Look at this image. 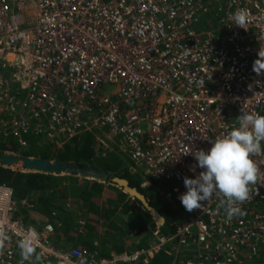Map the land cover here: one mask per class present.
Listing matches in <instances>:
<instances>
[{"label":"built area","instance_id":"obj_1","mask_svg":"<svg viewBox=\"0 0 264 264\" xmlns=\"http://www.w3.org/2000/svg\"><path fill=\"white\" fill-rule=\"evenodd\" d=\"M241 8L245 29L231 20ZM258 49L264 0H0V136L61 147L91 134L141 188L171 183L159 195L183 216L170 233L153 219L145 249L96 259L55 246L53 227L0 184V264H150L159 251L171 264L252 261L264 246V152L253 157L249 198L235 205L242 214L227 217L218 192L191 212L178 197L201 171L191 154L237 127L241 111L264 115ZM33 233L25 260L18 242Z\"/></svg>","mask_w":264,"mask_h":264},{"label":"trees","instance_id":"obj_2","mask_svg":"<svg viewBox=\"0 0 264 264\" xmlns=\"http://www.w3.org/2000/svg\"><path fill=\"white\" fill-rule=\"evenodd\" d=\"M4 153L88 165L107 172V180H92L66 173L23 172L18 167L0 164V184L10 186L16 198L26 200L31 211L53 227L51 241L61 250L78 249L101 259L110 258L114 253L145 249L152 244V215L139 200L113 184L112 179L116 177L127 180L130 187L145 197L149 206L160 211L162 230L166 233L172 232L174 225L183 219L155 189L167 187L162 188L154 181V187L141 188L140 177L128 170L124 159L115 152L96 150V140L91 134L74 137L61 147L55 141L34 135L27 139L26 146L18 145L9 136H0V156ZM191 256L189 252L187 257ZM171 261L168 254L159 251L150 264H171ZM246 264H264V246L258 256Z\"/></svg>","mask_w":264,"mask_h":264},{"label":"clouds","instance_id":"obj_3","mask_svg":"<svg viewBox=\"0 0 264 264\" xmlns=\"http://www.w3.org/2000/svg\"><path fill=\"white\" fill-rule=\"evenodd\" d=\"M248 17V10L243 8L231 14L233 25L242 29H245ZM252 71L264 75V50L258 49ZM208 142L207 150L199 149L191 154L196 161L195 168L201 171L195 178H183L186 191L178 197L181 205L191 212L218 192L224 197L227 217L240 215L241 209L235 205L249 198L250 185L257 181L259 174L253 157L264 152V115L241 111L237 127ZM195 168L190 170L195 172ZM5 239V234L0 232V243ZM18 247L22 258L29 259L36 251L35 234L20 239Z\"/></svg>","mask_w":264,"mask_h":264},{"label":"water","instance_id":"obj_4","mask_svg":"<svg viewBox=\"0 0 264 264\" xmlns=\"http://www.w3.org/2000/svg\"><path fill=\"white\" fill-rule=\"evenodd\" d=\"M0 164L5 166L14 167L16 165H20L22 168L38 173H47V174H68L71 176H80L82 178L97 180H107L108 174L104 170H100L94 168L92 166L83 165L80 166L76 163H68V162H59V161H49L45 159H41L38 157H19L13 153H4L0 156ZM113 184L116 187L120 188L123 193L127 194L131 198H135L140 201V203L147 208L149 214L153 216L155 221L162 225L163 217L158 209H155L148 205L145 197L140 194L136 189L130 187L127 180L123 178L116 177L112 179Z\"/></svg>","mask_w":264,"mask_h":264},{"label":"rangeland","instance_id":"obj_5","mask_svg":"<svg viewBox=\"0 0 264 264\" xmlns=\"http://www.w3.org/2000/svg\"><path fill=\"white\" fill-rule=\"evenodd\" d=\"M125 161V160H124ZM14 167H18V168H21V166L20 165H16V166H14ZM154 183V182H153ZM156 184L158 185V186H160V187H162V188H165V187H169V186H171V183H169V182H163V181H156ZM151 186H153V184L151 185ZM154 187V186H153ZM155 189L158 191V193L161 191V188H159V187H155ZM160 196V195H159ZM161 197V196H160ZM162 198V197H161ZM165 203L166 204H168L173 210H177V209H175L173 206H171L168 202H166L165 201ZM154 208V207H153ZM156 209V208H155ZM178 211V210H177ZM192 253V251L190 250V251H187V254L188 253ZM193 254V253H192Z\"/></svg>","mask_w":264,"mask_h":264}]
</instances>
